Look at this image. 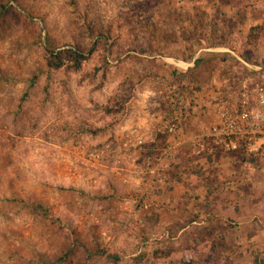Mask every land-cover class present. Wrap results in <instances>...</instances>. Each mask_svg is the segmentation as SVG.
I'll return each instance as SVG.
<instances>
[{
    "label": "rangeland",
    "instance_id": "1",
    "mask_svg": "<svg viewBox=\"0 0 264 264\" xmlns=\"http://www.w3.org/2000/svg\"><path fill=\"white\" fill-rule=\"evenodd\" d=\"M195 7L206 14L193 36L185 13ZM239 25L220 0H0V264L264 258V161L222 146L220 161L196 158L220 95L262 81L253 66H264V0H248ZM99 36L106 63L91 54ZM221 41L229 52L187 78L162 64ZM67 49L86 59L56 67ZM119 96L126 114L110 126L103 107ZM156 132L167 141L153 158Z\"/></svg>",
    "mask_w": 264,
    "mask_h": 264
},
{
    "label": "built area",
    "instance_id": "2",
    "mask_svg": "<svg viewBox=\"0 0 264 264\" xmlns=\"http://www.w3.org/2000/svg\"><path fill=\"white\" fill-rule=\"evenodd\" d=\"M177 58L162 57L165 68L181 74H189L196 67L201 56ZM255 71L264 66H253ZM181 117L175 112L171 123L165 126L169 136L177 133ZM201 131L208 130L209 136L222 141V148L229 153L244 149L246 155L259 157L264 161V83L254 88L247 85L239 92L228 91L220 96L215 106V118L208 126L200 122Z\"/></svg>",
    "mask_w": 264,
    "mask_h": 264
},
{
    "label": "trees",
    "instance_id": "3",
    "mask_svg": "<svg viewBox=\"0 0 264 264\" xmlns=\"http://www.w3.org/2000/svg\"><path fill=\"white\" fill-rule=\"evenodd\" d=\"M198 1V0H197ZM222 5L225 6H229L233 9H235L236 12V16L237 19L240 18L241 20V25H239L240 27H243L245 25L246 22V18H247V14H248V0H220ZM196 4V3H195ZM195 9L197 10L194 14L193 13H185V17L188 19V21H190V28L191 30H189V34L193 36H196L197 34L195 33L194 30H198L199 28H203L204 27V19H201L202 17H204V15L206 13H204V11L200 10L199 8L195 7ZM182 17L180 13H176L173 12V14L170 15V19H175V18H180ZM196 19V20H195ZM198 21V22H197ZM226 21V19L224 20ZM180 22V20H179ZM185 36L187 35V33H183ZM230 35V32H229ZM199 43H202V41H199ZM106 44L107 42L102 39L100 36L95 40V44H94V48L91 50L92 53H97V56H99V58L104 61L105 63L107 62L108 58L106 57ZM225 44H229L227 41H221V42H217L216 45H207L204 46L203 48L205 49H214L217 47H224ZM227 47V46H225ZM229 50L231 52H235V48L232 45L228 46ZM188 49L191 51L190 56H192L193 54H195L196 52H198L200 49H197L196 51L193 47V44L188 46ZM122 53V52H120ZM56 62L55 65L56 67H59L60 65L63 64V59L64 58H68L70 60H72L74 62L75 65H79L83 62V60L86 59L85 55L82 54L81 52H78L76 50L73 49H67V50H59L56 53ZM243 60L245 62H248L249 60L246 58H243ZM202 62V58L197 61L196 67L191 70L189 72V74H181V73H176V72H172L174 74H178L180 77H189V75L196 70V68L200 67ZM259 65V64H257ZM262 66V65H261ZM33 83L31 84V87L33 86ZM240 83V82H239ZM233 86H237V82L233 83ZM237 88V87H236ZM238 90V89H237ZM29 91L30 89L25 93V96L28 97L29 96ZM228 91H234L237 92L235 90L234 87L231 86L230 90ZM227 91V92H228ZM239 92V91H238ZM129 100L128 98H122V97H114L112 98V100H110L107 104H105L104 111L105 113L112 117V121H110V126L111 125H115L116 123H119L125 116L126 114V103ZM180 106V102L177 103V106ZM184 115V113H182V116ZM108 125V126H109ZM155 142H153L150 145V149L147 152V155L149 157H153V158H158L160 156H162L163 154V148L166 145V141H167V134L165 133H161V132H156L155 133ZM221 146H222V141L214 136H209L206 135L201 139V143H200V152L198 154V156L196 158H206L210 163H214L215 160L220 161L221 158ZM232 156L238 157L241 160H246V159H252L254 156H248L246 155L245 150L242 148L238 151L232 152L230 153ZM115 260H117V256L114 255ZM254 264H264V258L263 257H256Z\"/></svg>",
    "mask_w": 264,
    "mask_h": 264
},
{
    "label": "crops",
    "instance_id": "4",
    "mask_svg": "<svg viewBox=\"0 0 264 264\" xmlns=\"http://www.w3.org/2000/svg\"><path fill=\"white\" fill-rule=\"evenodd\" d=\"M226 52H229L228 50H227V48H214V49H205V48H201L198 52H196L195 54H193L192 56H197L198 54H200L199 56H201L200 57V59L202 58V59H206L207 57H211V55L213 56L214 55V57L216 58V56H217V54H220V53H226ZM174 57H176V56H174ZM189 57H190V55H189ZM177 58H182V57H177ZM199 59V60H200ZM198 60V61H199ZM253 69H254V67H253ZM218 70V69H217ZM255 70V69H254ZM257 72V74L260 76L259 78H261V83H255L254 84V82L252 83V84H254V85H252V84H250V88L252 89V88H254L255 86H257L258 84H263L264 83V70L262 69V70H257L256 71ZM225 94V93H224ZM224 94H221L220 96H222V95H224ZM133 119L135 120V121H137L138 123H139V125H141V124H143L144 123V117H143V113H141L139 110H134L133 111ZM202 122V121H201ZM202 132V136H205V135H208V130H205V131H201ZM254 157H256V156H254Z\"/></svg>",
    "mask_w": 264,
    "mask_h": 264
}]
</instances>
